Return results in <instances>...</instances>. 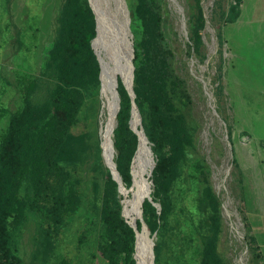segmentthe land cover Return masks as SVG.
<instances>
[{
	"label": "trees",
	"instance_id": "trees-1",
	"mask_svg": "<svg viewBox=\"0 0 264 264\" xmlns=\"http://www.w3.org/2000/svg\"><path fill=\"white\" fill-rule=\"evenodd\" d=\"M220 1L218 18L224 25L235 22L241 0H230L226 10ZM126 2L134 102L155 160L152 200L160 205L159 215L147 200L141 205L142 222L150 235L155 233L154 264H226L218 250L220 200L205 161L188 153L194 148L195 122L188 115L190 95L174 71L166 41L163 0ZM187 23V54L192 50L198 56L205 26L200 0L190 4ZM95 34L87 0H62L37 72L22 66L14 71L20 102L13 112L4 110L6 123L0 131V264H22L15 238L30 216L40 233L35 264H79L56 249L82 207L75 248L84 252L93 247L86 263L98 264L99 257L102 264H136L135 233L121 216L117 183L101 155L99 64L91 47ZM116 90L113 161L129 188L137 138L129 127L131 102L120 79ZM136 227L139 231V220Z\"/></svg>",
	"mask_w": 264,
	"mask_h": 264
},
{
	"label": "rangeland",
	"instance_id": "rangeland-1",
	"mask_svg": "<svg viewBox=\"0 0 264 264\" xmlns=\"http://www.w3.org/2000/svg\"><path fill=\"white\" fill-rule=\"evenodd\" d=\"M216 1L200 0L205 26L198 56L192 50L187 54L191 44L187 21L194 0H163L164 31L174 71L191 98L188 115L195 130L194 148L188 153L191 159L199 156L205 161L221 203L218 250L226 264H255L257 260L264 264V0H241L239 17L227 25L218 18ZM229 1H220L222 10ZM61 3L0 0V131L6 123L4 110L13 112L20 102L14 71L22 66L37 72L53 39ZM94 50L99 59L104 57L100 43ZM100 90L101 85L96 116L99 136L104 117ZM103 165L106 167L104 161ZM129 188L118 192L124 220L128 217L122 205L135 195L134 185ZM84 210L82 207L56 249L79 264L91 258L89 250L94 253L92 246L84 252L75 248V228ZM36 222L30 216L15 238L22 264H35L40 239ZM96 262L102 264L99 257Z\"/></svg>",
	"mask_w": 264,
	"mask_h": 264
},
{
	"label": "water",
	"instance_id": "water-1",
	"mask_svg": "<svg viewBox=\"0 0 264 264\" xmlns=\"http://www.w3.org/2000/svg\"><path fill=\"white\" fill-rule=\"evenodd\" d=\"M88 6L94 16V21H95V31L96 34L94 38L91 40V47L93 49V52L96 56V59L99 64V81L101 85V63L100 59L98 58V55L96 54L94 50V45L95 43H100L103 46V52L105 54V57L108 61L112 60L113 63L115 64L118 60H122L123 58L126 59L127 61V74L129 77V84H126L121 76H118L117 78L115 77V84H114V92L116 95V111L114 113V119H113V132L116 127V115L119 110V98L117 94V81L120 79L124 89L128 93L130 97V102H131V111H130V120H129V127L132 130V132L136 135L137 138V147L134 152V155L131 160L130 164V174H131V179L133 184V176H132V164H133V159L136 154V152L139 149V143H140V134L145 137L147 140L143 128L141 125V116L138 111V108L134 102L135 94L133 92V71H134V66H133V57H134V49H133V40H132V33L130 30V18H129V11H128V5L126 0H87ZM93 2V4H92ZM95 2V4H94ZM98 41V42H97ZM135 115L137 120H138V127L137 129L133 128L131 126V117L132 115ZM148 143V148L150 149V144L147 140ZM111 146H113V133L111 137ZM100 148H101V155L103 158V161L108 168L111 178L117 183V189L118 192L121 191L122 187H124V184L121 180L120 174L116 170V165L114 161L107 162L105 154H104V146L102 141H100ZM151 151V149H150ZM151 153V159H152V167L150 168L148 174L146 177H144V184L146 186V195L144 196L142 202L144 200H147L149 203H151L157 211V214H160V205L159 203L153 202L152 200V192H153V184L152 180L150 179L151 177V172L153 170V167L155 165V160ZM130 186V188H131ZM129 188V189H130ZM141 202V204H142ZM140 222H141V228L138 231L136 227V223H127L134 231L135 233V244H136V238H137V233L142 232L144 229L147 231V236H148V230L145 226V224L142 222V209L140 208ZM126 221V220H125ZM127 222V221H126ZM147 247L149 249L150 253V262L149 264H154V252H153V246H154V238H155V233L150 235V237H147ZM133 258L135 260L136 264L138 263V260L136 258V255H133Z\"/></svg>",
	"mask_w": 264,
	"mask_h": 264
},
{
	"label": "bare ground",
	"instance_id": "bare-ground-1",
	"mask_svg": "<svg viewBox=\"0 0 264 264\" xmlns=\"http://www.w3.org/2000/svg\"><path fill=\"white\" fill-rule=\"evenodd\" d=\"M93 4V2H92ZM95 4V2H94ZM98 42V41H97ZM96 44V43H95ZM96 48V47H95ZM101 49V48H100ZM104 59H100L101 63V95L103 97L102 100V109H101V118H102L101 127H100V141H102L104 146V154L106 157L107 162L113 161L114 157V148L111 146V137L113 131V119L114 113L116 111L117 103H116V95L114 92V84H115V77L121 76L123 81L126 84H129V77L127 74V61L125 58L122 60H118L115 64L112 60L108 61L105 57L103 52ZM136 115V114H135ZM134 114L131 117V126L137 129L138 120ZM108 117V118H107ZM140 143L139 149L136 152L132 170L134 168L133 174V184L135 187V195L131 198H127L123 208H124V215L128 217L129 223H136V219L140 216V208L141 202L146 195V186L143 183L144 177L148 174L150 168L152 167V159L150 157V149L148 148V143L145 137L140 134ZM132 187V186H131ZM122 189H124L122 187ZM121 189V190H122ZM125 199V198H124ZM147 231L144 229L142 232L137 233L136 244H134V252L133 255H136L139 264H149L150 262V253L147 247Z\"/></svg>",
	"mask_w": 264,
	"mask_h": 264
}]
</instances>
